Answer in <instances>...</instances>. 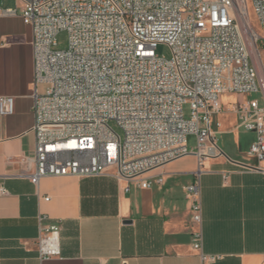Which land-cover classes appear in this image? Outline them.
Listing matches in <instances>:
<instances>
[{"label": "built area", "instance_id": "2783aa9c", "mask_svg": "<svg viewBox=\"0 0 264 264\" xmlns=\"http://www.w3.org/2000/svg\"><path fill=\"white\" fill-rule=\"evenodd\" d=\"M20 1L33 32L36 151L18 177L36 185L46 176L95 177L114 168L119 180L150 188L142 177L175 160L195 155L201 165L223 155L213 131L222 95L264 97V0ZM63 31L69 44L58 50ZM160 45L170 49L169 59L156 54ZM229 110L239 130L255 135L248 156L264 162V105L251 100ZM14 112L15 99L0 96V119ZM189 136L196 137L194 151ZM248 168L264 174L263 167ZM0 192L7 194L3 186ZM185 194L201 249L199 178ZM61 231L60 224L40 229L41 260L61 256Z\"/></svg>", "mask_w": 264, "mask_h": 264}, {"label": "crops", "instance_id": "0c3cea01", "mask_svg": "<svg viewBox=\"0 0 264 264\" xmlns=\"http://www.w3.org/2000/svg\"><path fill=\"white\" fill-rule=\"evenodd\" d=\"M22 9L20 0H0V96L15 99L14 114L0 119L7 191L0 192V264H264V174L248 168L264 162L248 156L255 135L244 141L230 110L234 119L220 124L231 137L228 151L201 165L188 155L151 171L142 177L150 188L119 180L114 168L95 177L46 176L37 185L18 177L36 151L33 32ZM196 178L201 249L185 194ZM53 224L62 226L61 256L41 260L40 229Z\"/></svg>", "mask_w": 264, "mask_h": 264}, {"label": "rangeland", "instance_id": "374dc122", "mask_svg": "<svg viewBox=\"0 0 264 264\" xmlns=\"http://www.w3.org/2000/svg\"><path fill=\"white\" fill-rule=\"evenodd\" d=\"M250 13H251V26L256 31V33L259 34V28L256 23L255 16L253 14L252 8L250 7ZM56 49L58 50H65L68 47L69 44V36L67 32H60L56 36ZM261 51V58L262 62L264 64V50H262V46L260 43H258ZM156 54L164 59H169L171 57V51L170 49L165 45H160L157 50ZM262 68V67H261ZM263 69V68H262ZM259 75L261 79H263V70H259ZM251 100H257L261 106L264 105V97L262 93H253V94H247L244 96L239 95H231V94H224L221 96L220 101L222 105V111L221 113L214 116L213 119V131L217 132L215 135L217 145L222 151H228L229 147L231 146V137L229 135H226L224 133H220L221 131V122L225 119H234L233 115L229 112V109L231 106L235 104L240 103H249ZM222 115V116H221ZM186 118H189L188 110L186 111ZM111 125L114 127V129L118 132V134L123 135L122 132L115 126L114 123H111ZM240 136L244 141H248V139L252 138V135L250 133L244 132L243 130H240L239 132ZM188 149L190 151H194L197 149L196 144V137L195 136H189L188 137Z\"/></svg>", "mask_w": 264, "mask_h": 264}, {"label": "bare ground", "instance_id": "6f19581e", "mask_svg": "<svg viewBox=\"0 0 264 264\" xmlns=\"http://www.w3.org/2000/svg\"><path fill=\"white\" fill-rule=\"evenodd\" d=\"M253 55H254V58H255L256 65L259 68V70L261 71V68H260V65H259V61H258V57H257L255 51H253Z\"/></svg>", "mask_w": 264, "mask_h": 264}]
</instances>
